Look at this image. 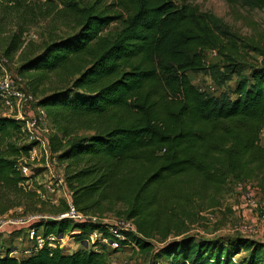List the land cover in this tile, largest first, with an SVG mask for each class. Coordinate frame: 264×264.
<instances>
[{
  "label": "trees",
  "instance_id": "1",
  "mask_svg": "<svg viewBox=\"0 0 264 264\" xmlns=\"http://www.w3.org/2000/svg\"><path fill=\"white\" fill-rule=\"evenodd\" d=\"M26 1L0 0V9L20 10ZM175 1L110 0L81 11L71 3L77 30L46 43L18 71L50 126L47 148L64 166L71 204L89 216L131 200L126 219L137 231L123 232L122 248L151 249L147 239L167 211L219 196L229 180L257 182L264 191V64H244L238 38L220 35L215 20L190 0ZM225 1L264 9V0ZM111 25L119 29L112 40L101 35ZM23 33L13 36L6 54L21 48ZM262 38L240 41L241 47L264 58ZM209 51L237 77L231 96H210L188 79L190 72L217 74V66L205 63ZM242 68L247 75L238 74ZM53 77L55 83L46 87ZM21 126L0 116V215L18 209L38 213L41 204L40 187L16 167L33 144L17 145ZM109 226L68 219L33 225L44 235H66L78 243L93 231L111 238ZM13 251L12 245L0 247V264H109L108 256L117 252L100 243L70 253L45 246L20 258ZM150 264H264V243L182 237L153 250Z\"/></svg>",
  "mask_w": 264,
  "mask_h": 264
},
{
  "label": "rangeland",
  "instance_id": "2",
  "mask_svg": "<svg viewBox=\"0 0 264 264\" xmlns=\"http://www.w3.org/2000/svg\"><path fill=\"white\" fill-rule=\"evenodd\" d=\"M110 0H28L20 10L0 9V80L7 77L12 87L25 95H32L28 90L23 76L18 71L25 58L39 52L42 47L51 40L64 38L74 33L78 28L77 15L69 12L68 5L75 3L79 10L94 3H101L102 7L108 5ZM179 5L180 1L176 0ZM188 3L197 7L215 20L214 25L220 35H233L232 40L238 38L237 43L242 51L241 61L246 65L260 66L264 64V58L259 54L243 49L242 43H256L259 38L264 39V9H250L239 2L229 4L225 0H190ZM80 11L76 13L80 14ZM24 31L22 45L17 52L5 51L14 35ZM119 29L111 25L101 31V35L108 39H114ZM243 43V44H244ZM205 63L209 66H217V74L206 70L203 72H190L188 79L191 83L208 93L210 96L232 95L237 81L236 75H230L222 68V58L217 53L206 52ZM248 70L242 68L238 74L247 75ZM55 77L46 83L50 87L55 83ZM41 92L43 90L40 89ZM10 98V97H9ZM33 101L21 107L10 98L12 106H5L0 96V116L19 120L22 125L26 120L38 113L36 97ZM45 133L42 135L47 148L48 137L51 133L48 122L44 125ZM25 138L18 137L17 145L24 144ZM27 144V143H26ZM261 144L264 147V132L261 135ZM35 148L34 160L28 161L31 169L32 182L39 186L38 195L41 201L38 214L48 217H58L68 204H71L70 192L64 182V166L57 159L48 157L42 146L32 144ZM246 189H238L236 183L229 180L224 191L219 196L208 195L203 200H195L183 210L167 211L166 216L158 221V228L153 237L147 239L152 245L145 251L138 247L122 249L108 256L109 264H150L153 250L166 242L175 241L182 237H196L205 240L227 241L234 237H242L257 240L264 243V228H261L257 220L258 209H252L242 213V192L247 190L253 195L257 207L264 208V191L257 182H248ZM31 189V185L29 188ZM131 200H126L113 206H107L102 212H90L89 216L98 219L108 225H113L119 220H127L126 213L131 207ZM29 212V211H28ZM30 215L31 212L25 215ZM22 214L21 209L12 210L6 215H0V247L12 245L17 248V256L22 257L24 249L30 247L25 239L26 224L28 218ZM27 217V218H25ZM24 224V225H23ZM252 228L251 234H246L243 228ZM15 238V233H21ZM110 250V249H109ZM111 251V250H110ZM109 251V253H110ZM244 254L241 253V256ZM240 256V257H241Z\"/></svg>",
  "mask_w": 264,
  "mask_h": 264
},
{
  "label": "built area",
  "instance_id": "3",
  "mask_svg": "<svg viewBox=\"0 0 264 264\" xmlns=\"http://www.w3.org/2000/svg\"><path fill=\"white\" fill-rule=\"evenodd\" d=\"M214 54V52H212ZM0 96L4 102L5 106H12V103L10 102V98L16 102L17 107H21L25 105L26 103H30L33 101V98L31 95H25L19 90H16L12 87V83L9 81L7 77L2 78L0 80ZM10 97V98H9ZM45 122H44V112L41 109H38V115L33 116L26 120L24 124L21 126L20 134L19 136H22L25 138L24 144H36L41 145L44 149L45 155L48 157H53L52 159L56 160V155H51L48 151V148H46V144L44 140L42 139L43 133H45L44 128ZM34 153L35 148L32 147L31 150L28 152V154L21 155L16 160V167L18 172L22 177L29 178L31 174V169L28 165V161L34 160ZM26 186H28V182L25 183ZM236 186L238 189H246L247 183H236ZM242 201L244 205L241 207L242 213H246L247 211H250L252 209H258V215L257 220L259 222V225L261 228H264V208L257 207V204L255 200L253 199L252 193L247 190H244L242 192ZM6 215V214H5ZM28 217V218H27ZM27 218L23 223L26 224L27 230L25 231V239L31 245L30 247H27L24 249L22 257L28 256L31 254L32 251H36L39 249H42L43 247H51V248H58L66 253H70L72 251H75L79 248H82L84 245L86 247H89L90 245H93L95 243H100L104 246H106L110 250L120 251L125 248H133L136 249L135 245H131L128 247H121L120 242L125 241V236L123 232H132L136 233V227L135 225L128 220H119L117 223L110 225L108 228V232L111 235V238L104 237L103 234L99 231H93L90 233L88 239L86 240V243H78L75 242L73 239L67 238L66 235H56V234H48L44 235L43 230L37 229L33 227V225L39 221H46V220H61V219H68L73 222H82V221H97L98 219L92 218L91 216H87L77 210L72 204H68V210L67 212L59 215L58 217H48L45 215H41L38 213L27 215ZM23 224V225H24ZM246 234H251L253 232L252 228H243ZM95 251L101 252V250L95 248ZM11 256H14L16 258H20L17 255V251H13L10 254Z\"/></svg>",
  "mask_w": 264,
  "mask_h": 264
}]
</instances>
